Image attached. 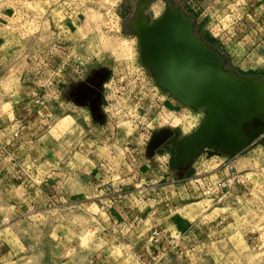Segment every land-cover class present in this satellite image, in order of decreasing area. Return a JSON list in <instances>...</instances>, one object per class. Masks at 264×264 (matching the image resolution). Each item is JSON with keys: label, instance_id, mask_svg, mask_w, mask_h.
<instances>
[{"label": "rangeland", "instance_id": "1", "mask_svg": "<svg viewBox=\"0 0 264 264\" xmlns=\"http://www.w3.org/2000/svg\"><path fill=\"white\" fill-rule=\"evenodd\" d=\"M1 1L0 7L3 5ZM8 3L12 5L11 14L9 19H2L8 20L5 21L8 27L4 32L0 30V111L8 108L10 99L16 100L30 92L37 94L38 87L46 88L43 83L48 80L53 83L51 77L57 78V88L53 87L52 95L57 91L60 105L55 107L52 104L53 118L49 120L48 129L51 133L57 129L66 131L67 142H71V132L76 123L73 124L70 119L64 125L62 118H57L67 113L74 114L79 116L76 119L79 124L81 116H87L85 121L95 125L97 121L89 116L95 117L97 112H101L97 102L102 100L100 84L107 72L108 76L112 75L114 85L111 93L108 90L103 92L109 101L123 99L127 108L130 101L125 99L126 96L131 97L140 90L146 103L140 98L139 105L141 108L147 106L150 93L139 88L141 76L137 78L135 75V68L142 64L139 63L137 36L131 32L130 23H136L139 15L146 22L157 18L166 8V0H8ZM189 3L169 0L170 7L177 5L188 16L191 33L198 37L201 28L195 23ZM218 53L223 57L220 67L224 71L238 78L253 77L264 81V69H257L264 68V54L252 51L248 61L256 59V62L234 63L227 54L220 50ZM239 65L241 68L254 66L255 69L243 70ZM143 69L142 78L146 80L151 74L146 67L143 66ZM154 107L155 104L148 109L154 113ZM251 117L242 125L241 131L260 127L259 119ZM173 123L157 127L176 128ZM182 128L185 130L182 135L188 133V126ZM100 150L104 152L106 147ZM158 151L168 152L167 172L162 173V178L158 180L164 186L155 191L164 194L170 190L168 194L176 199L179 190L184 192L185 188L189 193L194 189L193 196L184 198L190 211L194 214L200 212L206 220L216 215V219L208 221L213 223L207 230L208 245L195 254L199 256V263L264 264V138L248 142L235 152L218 148L207 156L205 150H200L190 155L182 167L173 165L175 152L172 144L167 143ZM110 154L116 157L114 163L117 164L120 151L115 149ZM112 175L115 176V173ZM221 179L223 187L211 190ZM180 186H183L182 189ZM178 200L177 207L181 206V200ZM27 215L16 220L10 229L6 223L1 225V247H5L4 252L8 249L7 255H26V264H40L37 258L42 256V239L45 241L42 225L49 227L54 220L44 214L47 221L44 224L42 212ZM62 221L63 226L68 228L64 244L78 241L82 246L86 245L90 231L84 226L85 219L67 214ZM217 221L219 223L215 224ZM80 226L82 228L78 233L73 231ZM22 241L30 246L23 248L20 246ZM116 250L119 252L118 246ZM53 251L52 254L56 253ZM63 254L67 255L65 250Z\"/></svg>", "mask_w": 264, "mask_h": 264}, {"label": "crops", "instance_id": "2", "mask_svg": "<svg viewBox=\"0 0 264 264\" xmlns=\"http://www.w3.org/2000/svg\"><path fill=\"white\" fill-rule=\"evenodd\" d=\"M1 2L0 30L4 32L8 20L2 19H9L12 5L8 0ZM196 2V7L190 5L191 13L201 28L198 36L208 46L227 54L234 63L248 61L252 51L264 54V0ZM51 79L53 83H43L46 88L38 87L41 103L33 104L30 94L21 95L10 99L8 108L0 111V227L6 223L10 229L16 220L31 212H42L43 222L47 215L53 219V227L42 225L46 242L42 239V256L37 258L40 264H200L195 254L208 245L207 230L213 224L208 221L216 219V215L206 220L200 212L190 211L184 198L193 196L194 189L189 193L185 188L184 192L179 190L176 199L171 198L169 190L164 193V200L168 199L165 203L160 196L138 200L129 190L138 177L146 185L153 183L157 179L153 168L144 162L130 166L122 159L115 164L113 154L107 149L101 152L104 145L96 142L97 131L85 121L87 116H81L79 124V116L74 114L57 118H62L64 125L70 119L76 123L71 142H67L66 131L49 132L52 104L60 105L57 91L52 95L59 80ZM105 159L109 162L108 173L99 165ZM104 183L111 184L107 191ZM149 190L144 193L150 194ZM154 193L159 195L160 191ZM177 199L181 200L179 207ZM67 214L85 219L84 226L90 231L86 245L78 241L64 244L68 228L63 226L62 217ZM136 215L141 216L140 222L135 221ZM150 226L159 232L155 243L147 239ZM80 228L73 231L78 233ZM2 245L0 242V264H26V255H7L8 249L4 252ZM21 245L30 246L24 241ZM52 249L56 253L52 254Z\"/></svg>", "mask_w": 264, "mask_h": 264}, {"label": "water", "instance_id": "3", "mask_svg": "<svg viewBox=\"0 0 264 264\" xmlns=\"http://www.w3.org/2000/svg\"><path fill=\"white\" fill-rule=\"evenodd\" d=\"M130 30L137 36L139 62L149 70L155 85L178 102L202 110L196 127L184 135L169 127L153 130L147 142L148 155L170 143L175 152L173 165L182 167L190 155L200 150H205L207 156L218 148L235 152L248 142L264 138L260 119V127H251L242 143L236 133L250 118L247 110L258 83L249 77L237 81L221 76L218 68L222 55L191 33L189 18L177 5L170 7L166 0L162 14L146 24L141 20L130 23Z\"/></svg>", "mask_w": 264, "mask_h": 264}, {"label": "built area", "instance_id": "4", "mask_svg": "<svg viewBox=\"0 0 264 264\" xmlns=\"http://www.w3.org/2000/svg\"><path fill=\"white\" fill-rule=\"evenodd\" d=\"M188 1L190 2L188 4L190 8L191 6L196 7V0H187V3ZM139 68L141 70H139ZM143 71V65H139L137 68H135L136 77L138 78V76H141L139 80V88H142L144 91L146 90L150 93V96L147 98V102L149 103L146 107L141 108V106L139 105V103H141L140 98H142L140 90H138L137 93L134 92L131 97L126 96L125 99H129L130 101V104L127 105V108L125 107V100L123 99L118 101L114 98L115 100L113 99V102L109 101L106 95L103 94V92L108 90V93H111L112 90H114V85L111 82L112 75L108 76L107 72L100 84L102 87V100L99 102L98 107L101 109V112H97L95 117L93 116L92 119L97 121L96 123H94V126L95 130L97 131L96 138L97 140L98 138L100 140L96 142L103 143L109 154L111 153V151L116 149L120 151V160L122 159L130 166H135L140 164V162H144L147 165H151L155 172L157 179L153 180V183L146 185L143 178L138 177L135 180V183H133V185L131 186L132 189H127V191H134L135 196L138 200H140V198L146 199V196H160L159 200L165 203L168 199L166 200L165 198L164 200V194L160 192L161 195H156L154 191L159 187L164 186L160 185L161 182L158 180L162 178V173L167 172L165 168L167 166L168 152H159L158 150L162 147L161 146L156 149L151 155H148L146 152L147 142L153 130H156L160 127H169L172 129H176L179 135L185 133V130L182 128V126H188L189 129H194L202 116V110H194L191 107L178 102L171 96V94L167 90L159 88L157 85H155L151 75H147L146 80H143ZM77 77L78 75H76L75 78L77 79ZM29 94L32 98L33 104L41 103L40 98L37 96V94H35L34 92H30ZM142 99L145 100L146 103V98ZM153 104H155L154 109L156 110L154 113H152L148 109V107L152 106ZM116 107L117 111H115ZM172 121H174L173 126L176 128L170 126L157 127L158 125L163 124L171 125ZM153 126H155L156 128H153ZM189 129L188 132L191 131H189ZM16 134V132H13L14 136ZM108 164L109 162L106 159L101 160L99 163V165L103 168L101 170L104 173H108V171L110 170ZM160 169L164 172H161ZM111 179L112 177L109 180ZM226 180L228 181V178ZM223 183V179L216 181L211 190L223 187ZM110 185V183H104V190L107 191ZM152 186L153 189L150 188ZM147 188L150 189V194L144 193ZM208 189H210V187ZM158 191L159 190L155 192ZM118 193L124 192L118 191ZM169 207L171 206L169 205ZM140 220L141 216L136 215L135 221L140 222ZM147 239L148 241L154 243L159 240V232L156 227H149Z\"/></svg>", "mask_w": 264, "mask_h": 264}, {"label": "bare ground", "instance_id": "5", "mask_svg": "<svg viewBox=\"0 0 264 264\" xmlns=\"http://www.w3.org/2000/svg\"><path fill=\"white\" fill-rule=\"evenodd\" d=\"M138 19L141 20V22L143 24L147 23L142 15H139ZM190 31H192V30H190ZM195 39L198 40L197 38H195ZM218 73L221 76H224V77H226V76L227 77H232V78H234L237 81H240L241 79H243V78L236 77L231 72L224 71L223 68H221L220 66L218 68ZM245 78H247V77H245ZM249 78H251L252 80H255L258 83L259 88H258V91H257V93L255 94V96L253 98L252 105L248 107L247 118H249L251 116H256L258 119H262L264 121V87H263V82L260 79H258V78H253V77H249ZM236 133H237V136H238L237 140L242 143L245 140V138H246L247 132L241 131V130H239V131L236 130Z\"/></svg>", "mask_w": 264, "mask_h": 264}, {"label": "flooded vegetation", "instance_id": "6", "mask_svg": "<svg viewBox=\"0 0 264 264\" xmlns=\"http://www.w3.org/2000/svg\"><path fill=\"white\" fill-rule=\"evenodd\" d=\"M99 106V101L97 102V107ZM92 110V109H91Z\"/></svg>", "mask_w": 264, "mask_h": 264}]
</instances>
